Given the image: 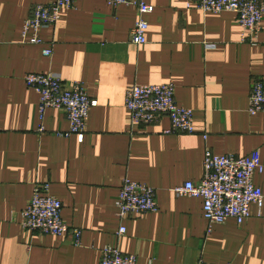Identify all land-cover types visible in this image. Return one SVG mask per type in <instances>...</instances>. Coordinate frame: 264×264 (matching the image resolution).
I'll use <instances>...</instances> for the list:
<instances>
[{"label": "crops", "instance_id": "crops-1", "mask_svg": "<svg viewBox=\"0 0 264 264\" xmlns=\"http://www.w3.org/2000/svg\"><path fill=\"white\" fill-rule=\"evenodd\" d=\"M52 1L0 0V264H97L107 244L137 255L138 264H264V207L253 204L244 224L230 218L209 227L203 199L174 192L202 180L207 149L241 157L259 151L264 164V112L249 113L253 81L264 79V19L252 43L234 12L142 0L155 10L145 16L147 42L135 45V6L77 0L42 29L43 44L29 43L25 20ZM49 72L83 83L97 101L83 142L56 135L70 129L61 109L46 110L39 132V95L25 76ZM163 83H174L177 102L194 110V133H165L167 116L133 123L127 89ZM126 178L156 190V212L119 218L115 202ZM38 182L50 183L64 221L82 230L80 245L21 225ZM254 183L264 192V170Z\"/></svg>", "mask_w": 264, "mask_h": 264}, {"label": "built area", "instance_id": "built-area-1", "mask_svg": "<svg viewBox=\"0 0 264 264\" xmlns=\"http://www.w3.org/2000/svg\"><path fill=\"white\" fill-rule=\"evenodd\" d=\"M110 4L133 5L138 10V20L132 30L131 41L135 45L147 42L149 22L146 15L153 13L155 6L142 0H106ZM77 0H53L49 4H37L33 14L23 25L22 35L31 44H43L41 31L46 26H55L64 9H74ZM188 7H196L206 12H234L243 29L255 42L262 30L264 0H191ZM246 41V37L242 38ZM212 47L214 45H208ZM46 56L53 54L52 48L44 50ZM28 87L39 95V116L42 123L39 132H45L43 124L45 112L49 108L63 110L70 122L68 131H58L59 137L76 135L80 142L85 139L90 109L97 105L85 85L79 81L68 83L59 75L49 73H29L25 76ZM175 84H136L126 91L125 105L130 111L133 123L150 125L161 117L170 119L167 134H191L195 132L194 110L180 105L175 97ZM264 112V79H255L249 97V113ZM204 176L199 183L192 181L178 185L174 192L179 196L201 197L204 201V216L209 227L222 224L233 218L244 224L251 216L253 204L264 207V192L255 185L254 175L264 170L261 154L254 151L247 156L233 154L217 155L206 150ZM115 205L121 220L132 214L156 212L159 209L156 190L139 181L124 179ZM63 203L50 193L49 182H38L26 208L21 211V225L29 231L67 236L80 245L82 230L66 223L62 216ZM211 230V228H210ZM127 227L120 226L117 237L122 238ZM97 264H138L135 254L124 253L119 244H107L102 249V258ZM198 264H216L200 261Z\"/></svg>", "mask_w": 264, "mask_h": 264}]
</instances>
